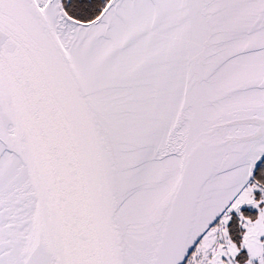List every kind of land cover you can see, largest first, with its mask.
<instances>
[{"label": "snow or ice", "instance_id": "snow-or-ice-1", "mask_svg": "<svg viewBox=\"0 0 264 264\" xmlns=\"http://www.w3.org/2000/svg\"><path fill=\"white\" fill-rule=\"evenodd\" d=\"M0 264H264V0H0Z\"/></svg>", "mask_w": 264, "mask_h": 264}]
</instances>
